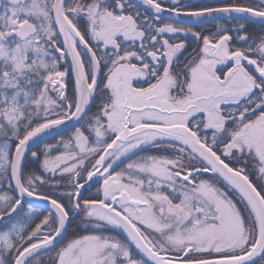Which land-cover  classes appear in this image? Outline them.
Here are the masks:
<instances>
[{"label": "snow or ice", "instance_id": "1", "mask_svg": "<svg viewBox=\"0 0 264 264\" xmlns=\"http://www.w3.org/2000/svg\"><path fill=\"white\" fill-rule=\"evenodd\" d=\"M0 264H264V0H0Z\"/></svg>", "mask_w": 264, "mask_h": 264}]
</instances>
